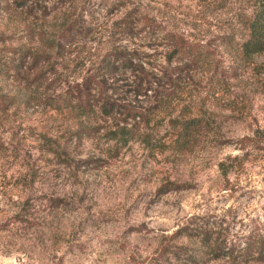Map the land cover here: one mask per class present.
<instances>
[{"label":"rangeland","instance_id":"rangeland-1","mask_svg":"<svg viewBox=\"0 0 264 264\" xmlns=\"http://www.w3.org/2000/svg\"><path fill=\"white\" fill-rule=\"evenodd\" d=\"M254 4L0 0V94L23 97L0 123V264H264L239 252L264 239V50H240ZM174 33L206 61L136 96L117 57L165 66ZM85 87L94 112L64 107ZM191 117L184 143L172 121Z\"/></svg>","mask_w":264,"mask_h":264},{"label":"trees","instance_id":"trees-1","mask_svg":"<svg viewBox=\"0 0 264 264\" xmlns=\"http://www.w3.org/2000/svg\"><path fill=\"white\" fill-rule=\"evenodd\" d=\"M146 22L150 23V20L147 19ZM247 28V37L241 43L240 50L245 56H251L264 50V0H255V4L250 11ZM158 39L169 41V45L166 47L168 53L165 54V59L167 60L165 66L157 67L156 64L148 62L147 59L154 57L155 53H143L142 55L136 54V61H133L134 57L128 56L126 53L121 57H117V59L121 61L124 69L134 75L136 80L140 82L139 85L136 86V96H144L147 90H151L154 84L159 83L158 79L155 77L158 73L161 74V78L166 79V83H164L165 85L172 84V86H174V82L180 81V77L185 70H191L190 66L192 68L193 66L199 67L206 61V52L204 53L202 51L209 50L202 43L191 41L184 36L175 33L158 37ZM146 47L149 48V50L156 51L159 48V44H148ZM108 64L111 66L113 63L108 62ZM145 64H149V66L146 67ZM143 83L146 85L143 86ZM165 85L160 86L164 87ZM90 96L91 95H89L86 87L84 90L78 89V93L76 92V95L74 96L75 98L67 100L64 107L72 108L82 115H89L95 111ZM21 100H23V97L20 95L0 94V123L2 115L8 110V107ZM113 109L114 108L110 109L105 104L100 107V111L103 112V114H110ZM132 116L134 118L136 116L143 117L141 111H138L137 109ZM172 122L174 123V126H179L178 138L184 143L189 142L193 137L198 136L203 129V123L198 117L174 120ZM246 239L247 240L241 249L242 251L239 250V252L242 253L240 256L243 259L252 256L256 261L264 262V239L252 238L251 235H248ZM208 242L209 241L207 240V242L204 243V246L210 247V242ZM220 248V245L212 248V250L214 249L212 259L226 255V252L220 254L216 253ZM212 250L209 251L211 252Z\"/></svg>","mask_w":264,"mask_h":264}]
</instances>
